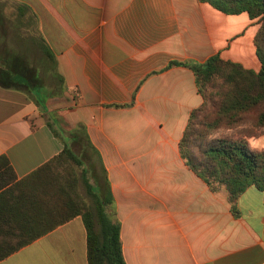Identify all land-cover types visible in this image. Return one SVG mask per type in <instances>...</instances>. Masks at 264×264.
<instances>
[{
	"label": "crops",
	"instance_id": "1",
	"mask_svg": "<svg viewBox=\"0 0 264 264\" xmlns=\"http://www.w3.org/2000/svg\"><path fill=\"white\" fill-rule=\"evenodd\" d=\"M258 27L200 0H0V156L26 178L64 150L61 118L95 186L110 184L127 264H264V191L248 188L237 217L179 149L203 103L183 64L259 71ZM250 143L264 151V135ZM87 238L77 216L0 264H89Z\"/></svg>",
	"mask_w": 264,
	"mask_h": 264
},
{
	"label": "trees",
	"instance_id": "2",
	"mask_svg": "<svg viewBox=\"0 0 264 264\" xmlns=\"http://www.w3.org/2000/svg\"><path fill=\"white\" fill-rule=\"evenodd\" d=\"M200 1L227 15L247 13L259 25V71L220 55L183 64L193 70L203 103L191 112L179 143L181 156L213 192L226 189L233 214L239 217L240 196L252 186L264 191V151L249 144L264 135V0ZM37 103L43 107L42 100ZM237 128L241 130L236 136L228 135ZM74 164L82 165V160L66 141L59 156L22 180L9 159L0 156V261L82 216L89 264H127L109 182L95 186L84 178L92 198L89 205L78 192Z\"/></svg>",
	"mask_w": 264,
	"mask_h": 264
},
{
	"label": "rangeland",
	"instance_id": "3",
	"mask_svg": "<svg viewBox=\"0 0 264 264\" xmlns=\"http://www.w3.org/2000/svg\"><path fill=\"white\" fill-rule=\"evenodd\" d=\"M47 67L48 66L46 65V62H45V72H44V77H43L44 78V84L47 86L48 89L55 90L58 87L59 83L55 78L51 77L50 71L48 70ZM53 126L56 127V129L60 132L62 137L69 143V145L71 146L73 151L77 155H79L81 160H82V165H78V164L75 165L74 164L77 175H78L77 189H78L79 194L90 205V204H92V198L88 194V190H87V186L84 182V178H87L88 181L90 182V184H93V185L96 184V178L94 176V169L92 170L91 166H90L91 160H89L90 158H88L87 155L84 153V149L82 148L81 144L70 141V139H69L70 130L68 129L67 123L63 119H61V118H56L55 120L53 119ZM240 130H241L240 128H237L233 131H230L228 133V135L236 136L237 132ZM216 135H218V134H216ZM253 139L254 138L249 140L250 147H251L250 142ZM86 149L89 150L88 147ZM86 171H88V172L86 173ZM84 174H86V175H84ZM84 176H86V177H84ZM159 183H160V186L158 187V189H159L160 194L162 195L163 190H164V181L161 180Z\"/></svg>",
	"mask_w": 264,
	"mask_h": 264
}]
</instances>
